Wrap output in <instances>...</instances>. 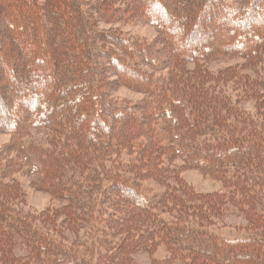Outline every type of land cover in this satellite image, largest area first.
<instances>
[{"label": "trees", "instance_id": "16d2710c", "mask_svg": "<svg viewBox=\"0 0 264 264\" xmlns=\"http://www.w3.org/2000/svg\"><path fill=\"white\" fill-rule=\"evenodd\" d=\"M6 1L0 25L20 27L14 38L0 33V133L11 136L0 151V264H131L157 245L171 256L155 264H264V0ZM134 9L156 39L99 29ZM208 24L214 42L191 48L210 36ZM25 33L15 55L9 46ZM52 37L56 47H45ZM37 42L31 63L13 60ZM234 56L245 61L228 76L239 96L200 74ZM103 59L143 101L110 100ZM247 96L255 112L241 106ZM35 131H47L46 148ZM188 169L223 190L195 192ZM24 170L62 204L29 206L11 177ZM224 205L244 215L243 237L187 220L192 209L204 216Z\"/></svg>", "mask_w": 264, "mask_h": 264}, {"label": "rangeland", "instance_id": "374dc122", "mask_svg": "<svg viewBox=\"0 0 264 264\" xmlns=\"http://www.w3.org/2000/svg\"><path fill=\"white\" fill-rule=\"evenodd\" d=\"M4 2H7L6 0H3ZM38 4H46L47 0H36ZM8 3V2H7ZM13 15L21 16L22 13H17L15 10L12 11ZM129 17H125L124 19L117 21V22H111L107 20L106 22H100L98 24L99 29L101 30H117L122 33V35L127 39H138L143 41H152L156 39L157 32L153 25L148 24L144 22V19H142L143 15L136 13L135 9L134 11L131 10ZM132 14V15H131ZM252 25V24H251ZM20 27V22H16L15 27H10L8 24L0 25V33L9 32L15 37L13 34L16 33L17 28ZM208 27L213 30L210 36H207V38L204 41H198V43L191 44L190 47L193 48L194 46H201V45H208L211 44V42H214V36L218 34V28L216 25L211 26V24H208ZM229 26H227L228 29ZM16 28V29H15ZM221 29V26H219ZM246 31L249 32L253 29L252 26L247 25L245 27ZM4 30V31H3ZM174 33L168 32V36L172 37ZM19 36V35H18ZM16 36V39L12 45L9 47L13 49L16 55L17 47L20 45V41L25 39L27 37V33H25V36L23 34L21 36ZM58 40L50 39L47 40L45 43V47L47 48H55L58 44ZM207 40V41H206ZM38 44L27 46L25 54L22 56L17 57L14 61H19V64L22 63L20 61H23L24 63H31V53L34 48L40 47V43ZM184 43L181 41L178 42L177 46H184ZM18 45V46H17ZM190 49V48H189ZM16 50V51H15ZM0 52V59L4 57V54ZM14 55V56H15ZM18 56V55H17ZM135 61V58H133ZM103 62H105L104 67L106 70L105 75V82L109 83L112 82L114 84V90L111 91V98L110 100H117L119 103H122L125 101L127 105H134L137 104L145 98V94L140 91H135L131 88H128L127 85H122V80L116 79L118 73L113 72V70L110 69V64L108 59H103ZM12 64V63H11ZM9 64V69H13L15 66L12 64ZM245 61L242 58L239 57H220L215 58L209 63H206L204 66H202L203 71H207V74L204 72H201V79L203 80L206 78L207 82H211L212 85H215L216 87H220L221 89H224L225 91H229L230 93H233L237 96H239V87L235 85L237 83L236 80L233 78L228 77L231 75V72L234 70V75H237L239 77V71L241 70L242 66H244ZM20 65H18V69H21ZM188 69H192L194 66L188 64ZM246 72H249L250 68H247L246 65L244 67ZM224 71L226 72V76H224ZM192 72V71H191ZM200 72V71H199ZM5 70H0V75L4 74ZM20 73L17 72L14 76H18ZM36 78V77H35ZM121 80V81H120ZM38 82L40 80L37 79ZM107 86V85H106ZM105 87V86H104ZM110 93V91H109ZM241 106L245 109H248L252 112H255V101L247 96V98H244L241 102ZM33 137H36L38 139V142L42 143L44 148L47 147L45 138L48 135L47 131H35L31 134ZM11 140V136L9 133L2 132L0 133V151H2ZM138 153V152H137ZM131 155V154H130ZM132 157H137L138 154L136 152H132ZM182 176L187 181L188 185L193 188V190L197 193H209L214 191H222V183L219 181H216L212 179L209 176H206L205 174L195 170V169H188L182 172ZM13 179H17L22 184L23 190L26 192L27 202L29 206L36 210H44L48 208L51 205H60L62 202L57 200V198L51 196L50 193L37 191L35 190L31 185L30 182L33 180L32 177H30L29 174L25 172V170L22 172H18L16 174H13L11 176ZM148 182V181H147ZM151 183H156V180H151ZM152 189V187H151ZM154 191V190H153ZM225 206H223V209L217 212L214 210H211L209 208L204 207L205 215H201L199 213H196L195 209H192L187 215V220L189 222H193V224H201L203 226L209 227L211 229H215L217 233H219L223 237L227 238H236V237H243V235L247 234V221L242 214V212L231 205H227L226 209ZM226 210V211H225ZM167 214V213H166ZM169 217H172L174 215L173 212L167 214ZM149 252L144 251L137 254L132 255V261L131 264H155L157 261H163L165 259H168L171 256V252L168 248H166L163 245H157L149 248ZM20 250H18V253Z\"/></svg>", "mask_w": 264, "mask_h": 264}]
</instances>
